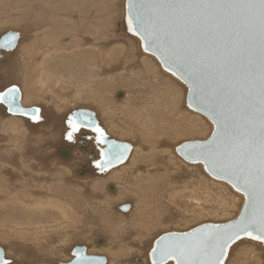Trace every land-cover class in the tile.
I'll use <instances>...</instances> for the list:
<instances>
[{
	"label": "bare ground",
	"instance_id": "1",
	"mask_svg": "<svg viewBox=\"0 0 264 264\" xmlns=\"http://www.w3.org/2000/svg\"><path fill=\"white\" fill-rule=\"evenodd\" d=\"M125 2L0 0V25H13L0 37L20 34L12 52L0 50V80L12 79L22 106L44 117L34 122L0 106L8 115L0 133V247L14 264L68 263L82 245L89 255L105 253L107 264H150L160 235L226 223L241 211L231 185L175 152L206 139L212 125L188 108L187 87L127 32ZM79 109L94 111L109 138L132 146L124 164L99 175L94 133L80 132L90 157L65 142L66 118ZM197 131L199 140L187 138ZM181 205L185 212L174 211ZM195 218L202 224L188 228ZM226 264H264V244L238 241Z\"/></svg>",
	"mask_w": 264,
	"mask_h": 264
},
{
	"label": "snow or ice",
	"instance_id": "2",
	"mask_svg": "<svg viewBox=\"0 0 264 264\" xmlns=\"http://www.w3.org/2000/svg\"><path fill=\"white\" fill-rule=\"evenodd\" d=\"M126 20L144 51L187 85L188 108L211 122L206 139L181 143L175 152L243 198L227 223L160 235L150 264H226L237 241L264 244V0H127ZM19 39L18 32L6 33L0 49L11 51ZM21 99L18 86L0 89V106L10 114L44 119L39 107L22 108ZM66 123L68 141L82 129L95 134L89 139L104 158L96 163L101 172L129 158L131 145L110 140L94 113L76 111ZM72 256L69 264H104L79 248ZM0 264H14L2 249Z\"/></svg>",
	"mask_w": 264,
	"mask_h": 264
},
{
	"label": "rangeland",
	"instance_id": "3",
	"mask_svg": "<svg viewBox=\"0 0 264 264\" xmlns=\"http://www.w3.org/2000/svg\"><path fill=\"white\" fill-rule=\"evenodd\" d=\"M118 6L120 5L119 3L117 4ZM121 6V5H120ZM116 9H118L117 7H116ZM119 13H117V14H120V15H122V10L120 11V10H117ZM121 12V13H120ZM117 16H119V15H117ZM10 22H5V23H3L2 25H0V29L2 30V31H5V30H9L10 28L9 27H11V26H13V25H11V24H9ZM8 24V25H7ZM6 25H7V27H6ZM11 25V26H10ZM6 28H5V27ZM16 25H14V30H15V28H16V30H18V28L19 27H15ZM4 28V29H3ZM11 29H13V27L11 28ZM134 39L136 38V37H133ZM136 40H139L138 38H136ZM29 41V40H28ZM135 44H136V41L135 40H131V44L130 45H132V46H135ZM137 46V45H136ZM132 51H134V49H132ZM136 51H138V50H135V52ZM148 55V54H147ZM156 60V59H155ZM171 75V74H170ZM7 76H9V74L7 75ZM172 76V75H171ZM172 77H174V76H172ZM175 78V77H174ZM6 79H8V80H6ZM176 79V78H175ZM10 81H12V79L10 80L9 78H5L4 80H0V87H6V86H4V85H6L7 84V86H8V83L10 82ZM179 81V80H178ZM180 83V82H179ZM11 84V83H10ZM182 84V83H181ZM12 85V84H11ZM183 85V84H182ZM185 88H186V86L185 85H183ZM27 88H26V91L27 90H29V89H31V88H29L28 86H26ZM28 92V91H27ZM187 93V92H186ZM28 102V101H27ZM26 102V104H30V103H27ZM32 104V103H31ZM43 104V103H42ZM85 108V107H84ZM68 110V109H67ZM192 110V109H191ZM194 113H196L197 114V112H195V111H193ZM71 113V112H70ZM69 113V114H70ZM68 114V113H67ZM199 115V114H198ZM8 115L7 114H3V113H1L0 112V125L2 126H0V128H2V130H0L1 132L0 133H2L4 130H5V128H6V125L1 121V120H5V118L7 117ZM200 116H201V114H200ZM99 117H100V115H99ZM201 117H203V116H201ZM65 118H66V116H65ZM204 119H206L207 121H208V119L206 118V117H203ZM100 120H101V118H100ZM104 121H105V119H104ZM2 122V123H1ZM107 122V121H106ZM101 123H103V120H101ZM207 123V122H206ZM208 124L210 125V122H208ZM37 125V124H36ZM102 125H104V123L102 124ZM5 126V127H4ZM104 127L106 128V126L104 125ZM4 128V129H3ZM197 133H200V131H197L196 133H194V134H191V135H187L188 137V139L189 140H199V138H201V137H203V135L201 134V133H203V132H201L200 134H197ZM1 136V135H0ZM194 136V137H193ZM201 136V137H200ZM193 137V138H192ZM65 139V138H64ZM86 139L84 138V137H82V135L80 134V136H79V141L77 140V136L75 137V139H74V141L72 142V145L74 146V148L77 150V151H81V150H83V151H85L86 153H88L89 154V156L88 157H90V151H89V148H91V147H89L87 150L84 148V145H83V143H84V141H85ZM88 140H86V142H87ZM66 142V141H65ZM183 142V141H182ZM1 144L3 145V142L2 143H0V146H1ZM66 144V143H65ZM68 144V143H67ZM45 148V145L44 146H42L41 147V149H44ZM30 174H28L27 176H26V173L24 172L23 173V175L22 176H24L25 178H23L24 180H29L28 179V176H29ZM209 176V175H208ZM21 177H20V179H22ZM29 178H32L31 176H29ZM22 179V180H23ZM33 179V178H32ZM35 179H37V178H35ZM39 180V179H38ZM15 181H17L16 182V184H18V185H21V183H19V176H18V180H14V182ZM26 181H24V182H26ZM216 181V180H215ZM21 182V181H20ZM24 182H22V185H27L29 182H30V180L29 181H27L26 182V184L24 183ZM218 182H220V181H218ZM221 183V182H220ZM223 183V182H222ZM29 184H31V182L29 183ZM28 184V185H29ZM101 184V183H100ZM100 184H98V186L100 185ZM225 184V183H224ZM97 186V187H98ZM94 188H96V187H94ZM19 190V189H18ZM236 192V191H235ZM237 193V192H236ZM237 194H239V193H237ZM240 195V194H239ZM125 204V203H124ZM181 209L182 210H180V209H174V211H178L179 213H181V211H182V213H183V210H184V212L186 211L185 210V206L184 205H181ZM173 211V210H172ZM86 214V213H85ZM85 214H82V216L84 217L85 216ZM138 214V213H137ZM91 217V216H90ZM203 221V220H201V219H199V218H195V220L194 219H192V220H190L189 221V223H190V226H188V228L189 227H194L196 224H202L200 221H199V223L198 222H195V221ZM86 221H88V216H87V220ZM196 223H194V222ZM150 223H151V220H150ZM191 223H192V225H191ZM193 224H194V226H193ZM81 226V225H80ZM182 227V226H181ZM186 227V226H185ZM183 228V227H182ZM184 229H187V228H184ZM256 242H258V243H261V242H259V241H256ZM79 243V242H78ZM77 243V244H78ZM105 255V253H103V256ZM73 258V257H72ZM119 264V263H118Z\"/></svg>",
	"mask_w": 264,
	"mask_h": 264
},
{
	"label": "water",
	"instance_id": "4",
	"mask_svg": "<svg viewBox=\"0 0 264 264\" xmlns=\"http://www.w3.org/2000/svg\"><path fill=\"white\" fill-rule=\"evenodd\" d=\"M126 2H127V0H126ZM126 2H125V11H126ZM126 18V17H125ZM127 21V20H126ZM10 32H14V31H10ZM16 32V31H15ZM129 34H131V33H129ZM5 35V34H4ZM132 35V34H131ZM139 38V37H138ZM19 41V40H18ZM18 41H17V44H18ZM17 47V46H16ZM15 47V48H16ZM14 48V49H15ZM14 49H12L11 51H7V50H4V49H0V50H4V51H7V52H12ZM142 49H143V51H144V47H143V45H142ZM145 52V51H144ZM145 53H148V54H150V55H152L150 52H145ZM153 56V55H152ZM155 57V56H154ZM159 62H160V60H158ZM160 64L162 65V67H163V69L165 70V66L160 62ZM166 71V70H165ZM167 72H169V71H167ZM169 73H171V72H169ZM182 82V81H181ZM183 83V82H182ZM184 84V83H183ZM185 85V84H184ZM186 87H187V85H185ZM186 102H187V95H186ZM4 108H5V110H6V107L5 106H3ZM21 107L22 108H25V107H23L22 106V103H21ZM32 108H35V107H32ZM32 108H25V109H32ZM80 110H83V111H90V112H92V113H94L95 114V112L94 111H91V110H88V109H79V110H76V111H80ZM76 111H73L72 113H74V112H76ZM6 113L8 114V115H12V114H10L7 110H6ZM197 113H199V112H197ZM199 114H201V115H203L204 117H206L203 113H199ZM71 115V114H70ZM13 116H18V115H13ZM22 117H25V118H27V119H29L27 116H22ZM95 118H96V121L98 122V119H97V117H96V114H95ZM207 118V117H206ZM31 120V119H30ZM99 123V122H98ZM65 125L67 126V123H66V121H65ZM100 125V124H99ZM82 130H84V129H82ZM106 132V131H105ZM78 134H80V132H78V133H76L75 134V137L78 135ZM95 135V134H94ZM106 135H107V133H106ZM108 136V135H107ZM109 138V137H108ZM110 140H115V139H111V138H109ZM65 141H66V143H72L73 141H68L66 138H65ZM117 143H125V142H121V141H117V140H115ZM188 142H194V141H188ZM195 142H202V141H195ZM185 143H187V142H185ZM128 144V143H127ZM103 147V146H102ZM131 149H132V146H131ZM132 151V150H131ZM130 154H131V152L128 154V156H130ZM179 155V154H178ZM62 156L63 157H66V156H68V152L67 151H63L62 152ZM180 156V155H179ZM181 157V156H180ZM182 158V157H181ZM104 158L103 157H101V159L100 160H98V161H102ZM183 159V158H182ZM128 160V159H127ZM127 160H125L123 163H120V164H117L115 167H112V168H109V169H107L105 172H101L97 167H96V163L98 162V161H94V166H95V168H97V170H98V174L99 175H104V174H106V173H108V172H110L111 170H113V169H115V168H117V167H119L120 165H122V164H124ZM188 163H191V162H189V161H187ZM212 177V176H211ZM214 178V177H213ZM214 179H216V178H214ZM216 180H219V179H216ZM219 181H223V180H219ZM223 182H225V181H223ZM226 183V182H225ZM125 207L127 208V211L129 210V208H130V206L129 205H127V204H125V205H123V206H121V210L122 211H125ZM241 210H242V208H241ZM227 223V222H226ZM205 224H215V223H204V224H202V225H199V226H197V227H201V226H203V225H205ZM219 224H222V223H219ZM197 227H195V228H197ZM194 229V228H193ZM192 230V229H191ZM190 230V231H191ZM188 232V231H187ZM166 234V233H165ZM238 242V241H237ZM236 242V243H237ZM235 243V244H236ZM234 245V244H233ZM232 245V246H233ZM155 246V243L153 244V247ZM82 249L83 250V254L84 255H87V256H90V257H97V258H99L100 260H102V261H104V264H107V259H106V257L105 256H96V255H89L88 254V252H87V248L85 247V246H77V247H75L72 251H71V256H72V252H74V251H76V249ZM0 249H2L1 247H0ZM3 250V249H2ZM4 251V250H3ZM229 251H230V249H229ZM5 253V252H4ZM73 257V256H72ZM6 258V257H5ZM72 259H74V257L72 258ZM150 260H151V257H150ZM140 260L138 259V262H139ZM170 261H173V260H170ZM169 261V262H170ZM174 262V261H173ZM63 264H69V262L68 263H63Z\"/></svg>",
	"mask_w": 264,
	"mask_h": 264
}]
</instances>
